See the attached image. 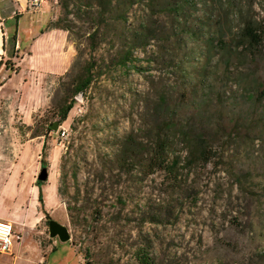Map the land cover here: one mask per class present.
Here are the masks:
<instances>
[{"label": "rangeland", "instance_id": "1", "mask_svg": "<svg viewBox=\"0 0 264 264\" xmlns=\"http://www.w3.org/2000/svg\"><path fill=\"white\" fill-rule=\"evenodd\" d=\"M23 2L0 0L5 31L0 112L7 113L0 124L5 163L0 219L11 222L17 235L10 252L0 253V264H140L138 252L148 264H254L264 257V135L255 139L256 133L242 126L264 124V97L246 101L247 92L229 87L226 77L229 70L241 71L263 87L264 44L238 68L232 65L225 73L218 65L216 75L203 80L210 88L205 109L226 126L211 137L210 161L182 169L172 181L162 171L146 174L144 157L120 148L129 133L149 143L148 108L158 91L185 89L188 72L205 62L180 50L170 67L168 53L159 56L154 42L133 51L132 62L116 66L124 48L117 38L122 23L110 20L113 35L91 51L90 15L77 10L65 15L56 0L55 18L70 27L72 50L62 71L57 50L66 45L63 40L35 43L32 57H25L50 7L45 2L37 11H22ZM220 5L216 26L224 23L233 32L243 18L264 19V0H220ZM142 13L137 5L129 8L124 28L137 26ZM90 57L96 75L80 98L73 95V83ZM215 93L226 102H217ZM70 101L65 120H59V107ZM42 167L47 177L38 186ZM39 189L46 214L37 201ZM48 219L66 225L70 240L50 237Z\"/></svg>", "mask_w": 264, "mask_h": 264}, {"label": "trees", "instance_id": "2", "mask_svg": "<svg viewBox=\"0 0 264 264\" xmlns=\"http://www.w3.org/2000/svg\"><path fill=\"white\" fill-rule=\"evenodd\" d=\"M57 3L65 15L75 14L72 12L74 10H77L78 14L90 15L94 23L92 32L87 36L91 51L109 35H113L110 34V20L122 23V30L118 33L120 36L117 38L123 39L124 48L119 51L113 62L116 66L124 67L132 62L135 58L133 51H145L146 47L154 42L159 44V56L163 50L168 53L171 60L167 65L170 67L174 66L178 55L175 53L180 50L185 51L184 56L195 55L205 62L188 72V85L185 89L168 88L158 91L156 99L148 108V117L151 120L147 132L149 143L142 144L129 133L124 138L120 150L124 154L133 152L142 155L146 174L162 171L172 181L179 179L182 169L193 164H207L215 155L210 145L211 137L219 136L226 125L221 122V118H215V113L206 110L209 106L210 98H207V93L210 88L204 81L209 76L216 75L220 70L218 65H221V71L226 73L232 65H235V68H238L239 64L243 65L242 58L247 54L255 56L261 51L264 44V19L258 22L248 17L243 18L235 32L224 23L216 26L215 13L222 10L220 0H57ZM133 5L141 7L143 11L139 24L133 28H124L126 13ZM46 28L70 32V27L63 23L61 17L50 21ZM227 35L229 38L225 39ZM75 48L77 49V46ZM215 56L217 57L212 62ZM95 64L92 57L85 62L82 73L73 83V95H83L89 87L96 75ZM207 69L212 70L207 72ZM227 73L229 87H241L246 91V101L255 104L264 97V86L262 87L256 79L248 75L242 76L241 71L235 74L229 70ZM215 98L219 103L226 102L217 93ZM219 103L216 104L220 105ZM71 107V101L59 107V120H65ZM242 126L254 131L255 139L264 135L263 122H257L253 126L247 122ZM36 183L39 186L42 181L37 180ZM37 201L44 211L40 189ZM44 213L46 214L45 211ZM137 259L140 264H148L145 255H140L139 252ZM254 264H264V257Z\"/></svg>", "mask_w": 264, "mask_h": 264}, {"label": "crops", "instance_id": "3", "mask_svg": "<svg viewBox=\"0 0 264 264\" xmlns=\"http://www.w3.org/2000/svg\"><path fill=\"white\" fill-rule=\"evenodd\" d=\"M30 0H24V2L20 5L19 7L21 8L22 11H37L38 9L41 8L42 3L47 2L48 6L50 7V14L48 19L46 20L44 26H40V30H38L35 34H33V38H32V44H29V52L28 50H25V52H23L25 54V57L28 59L29 57H32L33 54V45L36 43L38 44L39 42L43 41L44 42H51L53 41V39H58L59 42L61 43L62 40L64 42H66V45L63 47V49L57 50L59 51L57 53L58 57H60V65H59V69L60 70H64L66 68L67 65H69V62L71 60V42L68 39V36H66L67 32L65 30L62 29H58V28H52V29H47L46 27L48 26L49 22L54 20L56 15L54 12L55 9V2L56 0H42L40 3V6L38 8H33L30 6ZM2 19L3 17H0V59H1V64H0V68L2 66L3 60H4V53H5V31L2 29ZM66 36V39H65ZM66 40V41H65ZM15 42V40H14ZM3 45V47H2ZM61 45V44H60ZM14 47L15 48H19V43L16 40V42L14 43ZM19 53V51H18ZM22 54V53H21ZM33 70H30V72H32ZM61 71V72H62ZM49 73V72H48ZM54 74V73H52ZM3 76V75H2ZM5 81H2L0 78V90L2 88V85L4 84ZM0 108H1V104H0ZM7 118V113L6 112H0V124L5 122ZM1 131V129H0ZM0 138H1V132H0ZM0 149H1V141H0ZM3 154H1L0 151V169L5 166L4 160L3 159Z\"/></svg>", "mask_w": 264, "mask_h": 264}, {"label": "built area", "instance_id": "4", "mask_svg": "<svg viewBox=\"0 0 264 264\" xmlns=\"http://www.w3.org/2000/svg\"><path fill=\"white\" fill-rule=\"evenodd\" d=\"M42 0H30V6L38 8ZM66 130L62 129L60 135L65 137ZM14 228L11 222L0 219V253L8 252L10 248V241L16 237ZM10 252V251H9Z\"/></svg>", "mask_w": 264, "mask_h": 264}, {"label": "water", "instance_id": "5", "mask_svg": "<svg viewBox=\"0 0 264 264\" xmlns=\"http://www.w3.org/2000/svg\"><path fill=\"white\" fill-rule=\"evenodd\" d=\"M77 96L80 98L82 97L81 94H77ZM46 177L47 170L45 167H42L37 179L43 181L46 179ZM48 233L50 237H56L60 242H67L70 240V234L67 226L54 219H48Z\"/></svg>", "mask_w": 264, "mask_h": 264}]
</instances>
